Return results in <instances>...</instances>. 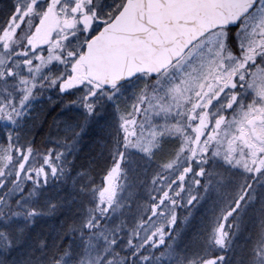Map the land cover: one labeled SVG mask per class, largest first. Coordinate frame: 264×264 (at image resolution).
<instances>
[{
    "label": "snow or ice",
    "instance_id": "6c2138e0",
    "mask_svg": "<svg viewBox=\"0 0 264 264\" xmlns=\"http://www.w3.org/2000/svg\"><path fill=\"white\" fill-rule=\"evenodd\" d=\"M0 264H264V0H0Z\"/></svg>",
    "mask_w": 264,
    "mask_h": 264
},
{
    "label": "trees",
    "instance_id": "16d2710c",
    "mask_svg": "<svg viewBox=\"0 0 264 264\" xmlns=\"http://www.w3.org/2000/svg\"><path fill=\"white\" fill-rule=\"evenodd\" d=\"M53 115H55V113H53ZM50 119V118H49ZM48 128L45 126L42 129H38L37 130V143L39 144L41 137H44L48 134Z\"/></svg>",
    "mask_w": 264,
    "mask_h": 264
}]
</instances>
